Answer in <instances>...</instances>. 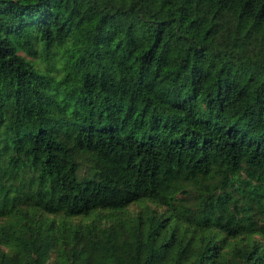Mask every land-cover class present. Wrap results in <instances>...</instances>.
<instances>
[{"label": "trees", "instance_id": "obj_1", "mask_svg": "<svg viewBox=\"0 0 264 264\" xmlns=\"http://www.w3.org/2000/svg\"><path fill=\"white\" fill-rule=\"evenodd\" d=\"M0 264H264V0H0Z\"/></svg>", "mask_w": 264, "mask_h": 264}]
</instances>
